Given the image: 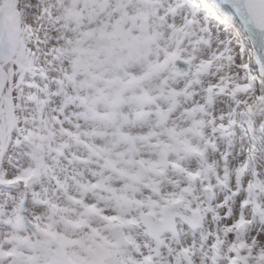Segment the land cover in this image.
I'll return each instance as SVG.
<instances>
[{
  "label": "snow or ice",
  "instance_id": "6c2138e0",
  "mask_svg": "<svg viewBox=\"0 0 264 264\" xmlns=\"http://www.w3.org/2000/svg\"><path fill=\"white\" fill-rule=\"evenodd\" d=\"M0 264H264V0H0Z\"/></svg>",
  "mask_w": 264,
  "mask_h": 264
}]
</instances>
